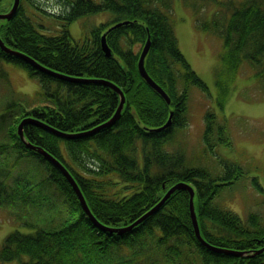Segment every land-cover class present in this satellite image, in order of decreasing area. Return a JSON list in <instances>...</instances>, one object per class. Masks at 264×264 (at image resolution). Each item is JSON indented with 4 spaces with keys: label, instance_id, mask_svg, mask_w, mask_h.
<instances>
[{
    "label": "trees",
    "instance_id": "16d2710c",
    "mask_svg": "<svg viewBox=\"0 0 264 264\" xmlns=\"http://www.w3.org/2000/svg\"><path fill=\"white\" fill-rule=\"evenodd\" d=\"M15 0H0V13L10 11ZM155 0H62L64 11L46 12L33 0H21L11 20L1 21L0 36L11 49L25 53L45 68L43 71L22 57L0 48V82L13 88L4 63L14 64L38 79L33 96L12 97L0 120L10 110L15 115L12 138L4 151L6 165L0 178V206L15 185L7 173L31 161L43 168L45 177L35 178L34 188L15 195L17 204H28L35 190L44 206L60 203L76 215L58 228H42L35 233H13L0 248V264L16 260L20 264H264V252L236 256L212 251L197 238L191 213L190 194L177 190L152 216L130 231H104L94 225L79 198L59 168L27 144L42 147L64 162L72 172L95 217L110 230L130 227L179 182L196 188L195 206L201 233L212 246L254 254L264 247V223L257 214L245 219L225 208L217 198L234 181L247 176L239 164L219 156L218 148L231 147L229 119L209 110L205 115L202 150L217 159L222 172L188 159L183 146H174L176 131L188 124L189 97L193 86L208 91L207 84L192 68L179 47L167 13ZM166 1V0H163ZM165 6L169 9L171 0ZM199 7L213 2L219 7L208 20L198 15L197 26L224 40L222 65L218 71V105L224 109L228 81L244 60L257 69L264 94V0H201ZM110 11V21L90 28L75 39L70 25L83 18ZM120 22L127 24L108 31ZM113 56L107 57L102 37ZM151 38L145 60L149 75L167 92L171 103L141 77L138 62ZM227 75V79H226ZM226 79V80H225ZM111 81L125 93L126 103L119 120L95 135L66 138L50 128L76 135L110 120L120 96L99 81ZM98 81V82H95ZM12 92L18 96L13 88ZM174 111L172 125L159 130ZM31 119L19 135V125ZM201 150V151H202ZM235 165V166H233ZM1 175V174H0ZM253 185L261 189L254 178ZM5 190H1V188ZM219 197V199H220ZM218 199V200H219ZM24 255L28 261H22Z\"/></svg>",
    "mask_w": 264,
    "mask_h": 264
},
{
    "label": "rangeland",
    "instance_id": "374dc122",
    "mask_svg": "<svg viewBox=\"0 0 264 264\" xmlns=\"http://www.w3.org/2000/svg\"><path fill=\"white\" fill-rule=\"evenodd\" d=\"M33 1L40 8H47L55 13H62L64 10L57 0ZM166 2L169 1L155 0L154 5L162 11L165 9L170 11L167 15L174 26L181 51L209 88L208 91H204L198 86L192 87L188 103V124L184 129L176 131L173 145L183 146L188 159L193 163L205 165L215 174L221 173L222 169L217 159L203 152L202 138L206 127L205 115L209 110L221 118L227 117L230 120L229 130L233 136V144L231 147L218 148V154L226 157L230 164H239L246 170L247 176L227 187L221 197L219 196L220 199L217 198V203L222 202L223 207L235 211L243 219L250 213L257 214L264 223V94L257 82L258 71L249 61L244 62L237 74L228 81L227 101L221 110L218 105L220 87L217 82L218 71L222 65L224 40L220 35L197 26L198 15L209 22L219 5L213 2L200 8L201 0H171L168 9L165 6ZM112 16L110 11H105L81 18L70 25L72 36L75 39L83 38L89 33L90 28L105 20L110 21ZM4 67L9 72L13 88L19 95L15 96L13 88H8L6 82L1 80L0 113L4 112L7 99L33 96L40 88L39 80L32 78L27 71L11 63H4ZM15 119L10 110L8 117L0 120V146L3 148L12 142V125L15 127ZM6 164V157L4 158L2 151L0 178L4 177L2 172ZM44 177L43 168L31 161L24 162L22 166H17L7 173L6 180L14 183L15 190L13 193L8 192L7 198L1 202L0 248L5 239L13 233H35L40 227L58 228L76 219V215L59 201H57L59 204L52 202L51 207L42 206L35 190L30 193V199H38L37 201H29L26 206L17 204L15 195L29 192L37 182L35 178ZM254 178L260 182L261 189L253 185ZM1 190L5 189L2 187ZM23 257L22 261L29 260L27 255ZM10 264H20V261L16 260Z\"/></svg>",
    "mask_w": 264,
    "mask_h": 264
},
{
    "label": "water",
    "instance_id": "95a60500",
    "mask_svg": "<svg viewBox=\"0 0 264 264\" xmlns=\"http://www.w3.org/2000/svg\"><path fill=\"white\" fill-rule=\"evenodd\" d=\"M21 4V0H15L14 1V5L11 8V10L8 13H3L0 14V23L1 21H5V20H11L15 14L18 12V9L20 7ZM127 24V22H120L117 23L116 25L112 26L111 28H109L108 31H111L115 28H118L122 25ZM107 34L105 33L102 37V47H103V51L105 52L107 57H112L113 56V52L111 47L108 45L107 43ZM0 48L3 52L12 55L14 57H22V59H24L25 61L29 62L31 65H34L35 67H37L40 70L43 71H47L49 72L47 68H45L44 66H42L40 63H38L35 59L31 58L30 56H28L25 53H21L18 51H15L13 49H11L10 47H8L5 42L2 40L1 36H0ZM151 48V38L150 36L147 39V42L145 43V46L141 52V56L138 62V68H139V72L141 77L147 82V84L154 89L156 92H158L165 100L168 104L171 103V98L169 97V95L167 94V92L162 88V86H160L148 73L146 67H145V60L146 57L150 51ZM98 82V81H95ZM100 83L104 84L105 86H108L109 88H111L112 90H114L116 93H118V95L120 96V104L119 107L115 113V115L108 120L107 122L101 124L100 126L93 128L91 130L76 134V135H72V134H68V133H64L61 131H58L52 127H50L54 133H56L59 136H63L66 138H80V137H87V136H92L95 135L97 132H99L100 130L104 129V128H109L111 126H113L120 118L122 111L124 109L125 103H126V96L124 91L115 83L111 82V81H103L100 80ZM174 115V111L171 112L170 114V118L168 120V122L161 127L159 130H163L166 128H169L172 125V118ZM33 120L31 119H26L23 120L21 122V124L19 125V135L21 137V139L23 141H25V135H24V131L23 128L24 126H26V124L28 123H32ZM28 147H30L31 149H33L34 151H37V153H39L40 155L44 156L49 162H51L54 166H56L57 168H59L61 170V172L64 174V176L68 179L69 183L72 185L74 191L76 192L79 201L81 202L83 209L85 211V213L88 215V217L92 220V222L94 223V225L96 227H98L101 230L104 231H111V232H117V233H124L127 231H130L134 226L140 224L141 222H143L144 220H146L148 217L152 216L153 214H155L165 203L166 201L172 196V194H174L177 190H187L190 194V213H191V218H192V223H193V227L196 233L197 238L200 240V242L205 245L206 247H208L209 249H211L212 251H216V252H221V253H226L229 255H236V256H248V255H258V254H262L264 252V247L261 248L260 250H257L254 254H250L248 252H238L235 250H228V249H221V248H217L212 246L210 243H208L204 237L202 236L201 233V228H200V224H199V220H198V214L196 211V206H195V197H196V188L193 184L190 183H186V182H179L175 185H173L169 190H167L166 194L164 195V197L160 200V202H158L154 207H152L150 210H148L141 218H139L137 221H135L130 227L124 228V229H120V230H110L107 227H105L101 222H99V220L95 217V215L93 214V212L91 211L87 200L81 190V187L79 185V183L77 182L76 178L74 177V175L72 174L71 171H69V169L66 167V165L59 160L57 157H55L54 155H52L50 152H48L47 150H45L42 147H38L35 146L33 144H27Z\"/></svg>",
    "mask_w": 264,
    "mask_h": 264
},
{
    "label": "bare ground",
    "instance_id": "6f19581e",
    "mask_svg": "<svg viewBox=\"0 0 264 264\" xmlns=\"http://www.w3.org/2000/svg\"><path fill=\"white\" fill-rule=\"evenodd\" d=\"M224 51H225V49H224ZM245 61H247V60H244V62H245ZM244 62H243V64H244ZM252 67H253V66H252Z\"/></svg>",
    "mask_w": 264,
    "mask_h": 264
}]
</instances>
